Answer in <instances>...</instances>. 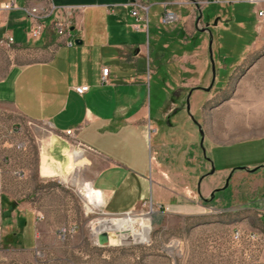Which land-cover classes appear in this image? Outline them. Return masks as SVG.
Here are the masks:
<instances>
[{
    "label": "crops",
    "instance_id": "crops-1",
    "mask_svg": "<svg viewBox=\"0 0 264 264\" xmlns=\"http://www.w3.org/2000/svg\"><path fill=\"white\" fill-rule=\"evenodd\" d=\"M5 1L0 0V43L17 55L39 56L13 63L0 75V108L50 128L41 143L44 180L62 184L79 177L108 215L143 213L147 207L155 208L156 222L165 214H206L201 201L217 194H223L217 203L232 213L261 214L263 128L251 125L240 140L216 142L213 120L205 129L186 104L196 90L205 93L199 102L213 98L204 88L216 79L213 60L215 66L223 62L213 51L216 31L228 27L222 11L250 0H218L201 10V0H149L148 30L133 28L130 0H17L20 6L52 2L55 15L70 20L68 39L80 41L72 45L51 30L30 39L25 11L2 10ZM165 6L178 18L163 25ZM9 35L10 46L2 41ZM78 86L89 90L79 94ZM10 146L4 144L3 151ZM236 154H242L241 162L233 159ZM0 200V244L35 245L46 228L39 208L23 196L15 200L8 189L0 191Z\"/></svg>",
    "mask_w": 264,
    "mask_h": 264
},
{
    "label": "rangeland",
    "instance_id": "rangeland-1",
    "mask_svg": "<svg viewBox=\"0 0 264 264\" xmlns=\"http://www.w3.org/2000/svg\"><path fill=\"white\" fill-rule=\"evenodd\" d=\"M217 9L213 5L214 23ZM222 13L228 14V27L219 28L213 39L214 56L223 59L215 66L219 74L217 70L210 87L213 98L199 102L198 96L205 93L196 90L189 105L205 129L213 120V141L230 142L246 136L251 125L264 130V21H258L252 4L224 8ZM13 48L0 43V75L13 63L38 59L39 55L29 51L17 55ZM49 131L43 123L29 122L11 108H0V191L11 190L15 200L23 196L39 208L46 227L33 246L2 242L0 264H264L263 213L255 209L232 213L224 202L222 206L216 201L223 194L201 201L206 214H165L159 222L154 220V207L124 215H108L102 207L88 210L79 177L64 178L58 184L55 178L44 180L40 175L41 143ZM6 143L11 144L9 151H3L8 149L3 147ZM233 159L241 162L242 154ZM144 213L151 217L149 242H97L94 222L127 220ZM70 225H76L77 231L60 238L58 229ZM237 232L239 238H235ZM109 233L116 235L112 230Z\"/></svg>",
    "mask_w": 264,
    "mask_h": 264
},
{
    "label": "built area",
    "instance_id": "built-area-1",
    "mask_svg": "<svg viewBox=\"0 0 264 264\" xmlns=\"http://www.w3.org/2000/svg\"><path fill=\"white\" fill-rule=\"evenodd\" d=\"M218 0H201L200 6L206 5ZM256 7V14L258 20L264 21V0H250ZM149 0H130L131 15L135 18L132 24L133 28L140 30H148V14L150 9ZM1 9L5 11L19 10L25 11L29 18V27L27 29V35L30 39L39 40L48 30L53 31L59 37L66 39L67 44H74L75 41L69 40L71 35V23L68 16L57 17L56 6L52 2L38 3L36 5L26 4L20 6L17 0H8L1 5ZM178 15L175 11L165 6L163 13L160 17L161 24H169L177 20ZM3 42L9 46L14 43V37L12 35L7 36ZM109 67L103 69V81L108 82ZM75 90L79 94H84L89 90V86H78ZM264 215V210H261ZM77 231L76 225L62 226L58 229V235L64 239L68 235H71ZM240 233L235 234V238H239ZM98 242V240H97Z\"/></svg>",
    "mask_w": 264,
    "mask_h": 264
},
{
    "label": "bare ground",
    "instance_id": "bare-ground-1",
    "mask_svg": "<svg viewBox=\"0 0 264 264\" xmlns=\"http://www.w3.org/2000/svg\"><path fill=\"white\" fill-rule=\"evenodd\" d=\"M79 185L88 205H90H87L88 210L99 208L92 187H87L83 181L79 182ZM151 228V217L148 213L137 218L129 216L127 220L122 218L99 220L92 225V230L96 236L104 229L115 231L116 235H111L109 238L111 244H118V239L121 243L149 242Z\"/></svg>",
    "mask_w": 264,
    "mask_h": 264
},
{
    "label": "water",
    "instance_id": "water-1",
    "mask_svg": "<svg viewBox=\"0 0 264 264\" xmlns=\"http://www.w3.org/2000/svg\"><path fill=\"white\" fill-rule=\"evenodd\" d=\"M197 7L201 10V6L199 4H197ZM199 22H200V18L198 19L197 23L199 24ZM206 29L207 28H205L204 30H206ZM75 43H80V41L79 40H75ZM210 44L212 45V41L210 42ZM213 74H214V76L216 74V68H215L214 60H213ZM204 89L209 90L210 87L204 88ZM187 105H188L187 108L190 109L189 100L187 101ZM214 171H215V169L213 168L212 173ZM110 236H111V234L109 233V231H107L105 229L102 230L101 232H99V234L97 236L98 243L100 245H105V244L109 243Z\"/></svg>",
    "mask_w": 264,
    "mask_h": 264
}]
</instances>
